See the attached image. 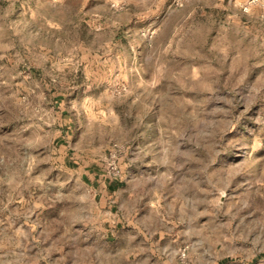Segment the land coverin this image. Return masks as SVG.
I'll list each match as a JSON object with an SVG mask.
<instances>
[{
  "label": "rangeland",
  "instance_id": "obj_1",
  "mask_svg": "<svg viewBox=\"0 0 264 264\" xmlns=\"http://www.w3.org/2000/svg\"><path fill=\"white\" fill-rule=\"evenodd\" d=\"M249 1L0 0V264H264Z\"/></svg>",
  "mask_w": 264,
  "mask_h": 264
},
{
  "label": "built area",
  "instance_id": "obj_2",
  "mask_svg": "<svg viewBox=\"0 0 264 264\" xmlns=\"http://www.w3.org/2000/svg\"><path fill=\"white\" fill-rule=\"evenodd\" d=\"M255 3H257V0H250V1L248 2V4L244 5V9H245L246 11H249V10H250V5H249V4H255ZM263 15H264V14H263ZM112 167H114L113 164H112ZM114 168H115V167H114Z\"/></svg>",
  "mask_w": 264,
  "mask_h": 264
}]
</instances>
